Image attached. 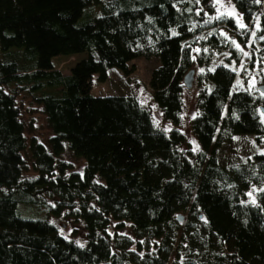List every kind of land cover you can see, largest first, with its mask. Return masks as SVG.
I'll use <instances>...</instances> for the list:
<instances>
[{
  "label": "trees",
  "instance_id": "trees-1",
  "mask_svg": "<svg viewBox=\"0 0 264 264\" xmlns=\"http://www.w3.org/2000/svg\"><path fill=\"white\" fill-rule=\"evenodd\" d=\"M213 4L0 0V264H264V0L205 23ZM59 56L79 60L64 74ZM140 58L159 61L149 105L170 131L136 97L90 94ZM191 70L196 148L180 130ZM25 103L45 141L26 138ZM247 136L260 151L231 155Z\"/></svg>",
  "mask_w": 264,
  "mask_h": 264
},
{
  "label": "rangeland",
  "instance_id": "rangeland-1",
  "mask_svg": "<svg viewBox=\"0 0 264 264\" xmlns=\"http://www.w3.org/2000/svg\"><path fill=\"white\" fill-rule=\"evenodd\" d=\"M217 7H221L220 5H216ZM96 11V7H89L87 10L83 12V15L80 21H84L89 16V11ZM221 11H228L235 13V9L232 5L228 4V0H223V7H221ZM234 33V32H233ZM78 57H54L51 60V63L54 67H57L59 70H62L64 74H67L69 70L74 66L75 62L78 61ZM133 65L134 71L129 75L125 76L123 72L118 69H109L107 72V79L105 81H99L97 75L92 77V85L90 94L93 97H106V96H133L136 97L140 103L148 105L150 108L151 115L153 117L154 122L160 126L162 129L166 131H170L172 126L170 123L165 122L160 113L156 108L149 105L152 101V94L150 89L148 88L149 80L152 71L158 67L159 61L156 58L150 59H136L133 62L129 63V66ZM255 78L252 77L251 84L255 83ZM197 95L196 87H192L191 89H184L182 93V102L183 108L181 111V125L180 130L185 134V137L188 138L189 144L192 148H196V141L193 139L191 135L190 123L193 117L196 114V104L195 99ZM22 113L21 117L25 124V136L26 138L36 137L41 141H45L50 132L46 127V123L42 114L37 111L29 108L28 104L22 105ZM264 119V116H263ZM195 141V143H193ZM231 155H237V158H245L247 156H251L252 154L260 151L257 146L254 145L252 141V137H241L234 146ZM236 151L237 153H235ZM65 159L71 161L74 164V167L80 169L82 166L81 160L75 159L70 155H66ZM65 233L68 234V229H64Z\"/></svg>",
  "mask_w": 264,
  "mask_h": 264
},
{
  "label": "snow or ice",
  "instance_id": "snow-or-ice-1",
  "mask_svg": "<svg viewBox=\"0 0 264 264\" xmlns=\"http://www.w3.org/2000/svg\"><path fill=\"white\" fill-rule=\"evenodd\" d=\"M189 2H191V0H189ZM256 2L259 3L260 0H256ZM195 3L199 4V3H200V0H195ZM228 4L231 5V0H228ZM216 5H220L221 7H223V0H214V4H213V6L215 7ZM221 7H217V8H216V11L219 13V15H217V16H213V17H210V19H209L208 21H205V23H209V22H211V20H224V19H227V18H229V17H233V16H235L234 11H233V12L221 11ZM202 10H203V9H201L200 11H202ZM187 11H192V9H187ZM200 11H197L196 14L199 15V14H200ZM236 23L238 24L239 28H241V29L246 28V25L243 24V23L240 21V19H237V20H236ZM173 35H176V33L173 32ZM220 35L226 36V33H224V32L222 31V32L220 33ZM255 35H256V33L253 32V33H252V36H255ZM259 39L264 40V35H261V36L259 37ZM231 43H232L233 45H235V47H236L237 49H239V50L243 53V55H244L245 57H248V56H249V53L246 52V51H244V49L241 47L240 44H238V43L235 41V39H232V40H231ZM205 51H207V49H205ZM225 55H228V54L225 53ZM240 67H241V68H244V64H243V62H241ZM233 70L235 71V69H233ZM201 71H203V69H201ZM210 71H211V70H210ZM251 86H252V87H255V84L252 83ZM260 94H261V96H264V91H261ZM197 115H198V113H197ZM193 118H195V117H193ZM262 122H264V121H262ZM193 143H195V141H193ZM253 143H255V142H253ZM260 155L264 156V151L260 152ZM249 159H251V157H249ZM261 191H264V189H261ZM251 194H252L251 192L248 193V195H251ZM77 243H79V241H77ZM141 243H142V242H141ZM82 246H83V245H81V247H82Z\"/></svg>",
  "mask_w": 264,
  "mask_h": 264
},
{
  "label": "water",
  "instance_id": "water-1",
  "mask_svg": "<svg viewBox=\"0 0 264 264\" xmlns=\"http://www.w3.org/2000/svg\"><path fill=\"white\" fill-rule=\"evenodd\" d=\"M193 80H194V71L191 70L190 72H188L185 76H184V79H183V83H184V86L186 89H191L192 88V83H193ZM259 91H264V87H260L259 88ZM264 113V110L262 111ZM178 221L179 222H182V217L178 218Z\"/></svg>",
  "mask_w": 264,
  "mask_h": 264
}]
</instances>
